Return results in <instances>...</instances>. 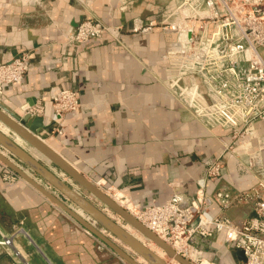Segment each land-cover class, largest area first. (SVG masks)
I'll list each match as a JSON object with an SVG mask.
<instances>
[{
    "label": "crops",
    "instance_id": "1",
    "mask_svg": "<svg viewBox=\"0 0 264 264\" xmlns=\"http://www.w3.org/2000/svg\"><path fill=\"white\" fill-rule=\"evenodd\" d=\"M174 3L175 0H0V64L25 53L30 57L24 81L5 85L0 103L19 114L24 107L44 105L45 123H55L46 142L94 185L140 207L163 204L174 193L195 196L198 180L205 177L224 144L231 141L228 130L207 129L169 90L167 82L176 71L166 55L176 38L164 34L159 25L151 33L133 29L138 18L145 24L160 23ZM91 19L122 30L85 45L67 44L77 26ZM185 82L200 84L191 78ZM64 89L77 93L80 107L59 121L51 98ZM258 137H264V121L255 124L253 149L258 148ZM20 145L29 150L26 143ZM30 153L118 222L105 205L48 159L34 151ZM223 163L222 178L208 184L210 195L222 188L243 192L257 185V179L242 167L235 154L225 155ZM5 167L0 163V241L9 238L12 244L1 247L0 264H125L36 189L26 183H7L3 178ZM40 180L68 207L78 211L47 181ZM211 210L220 212L215 205ZM225 213L240 220L251 215V207L234 206ZM125 229L133 231L129 226ZM99 232L119 247H126L109 231ZM132 234L164 256L143 236ZM223 247L217 242L213 248ZM138 262L146 261L139 257Z\"/></svg>",
    "mask_w": 264,
    "mask_h": 264
},
{
    "label": "built area",
    "instance_id": "2",
    "mask_svg": "<svg viewBox=\"0 0 264 264\" xmlns=\"http://www.w3.org/2000/svg\"><path fill=\"white\" fill-rule=\"evenodd\" d=\"M158 25L164 34L176 38L166 55L176 71L167 82L172 95L207 129L228 130L231 141L198 180L195 196L174 193L165 203L146 207L133 203L137 219L192 264H202L205 258L219 264L222 258L213 260L214 254L204 248V244L213 248L217 242L244 253L245 261L234 264H264V137L257 138L258 148L253 149L255 124L264 121V0H175L160 23L145 24L138 18L133 29L151 33ZM121 30L86 20L67 44L85 45ZM29 70L26 53L0 65V96L5 85L22 83ZM186 78L198 79L200 84L186 83ZM51 105L55 118L62 121L79 109L80 102L75 91L64 89L53 94ZM23 112L44 116L45 106H27ZM228 153L235 154L258 183L247 191L222 188L210 195L208 184L222 178ZM3 178L21 179L8 167ZM214 205L219 213L212 212ZM239 205L250 206L251 215L240 220L226 215V210ZM11 244V239L4 238L0 250Z\"/></svg>",
    "mask_w": 264,
    "mask_h": 264
},
{
    "label": "water",
    "instance_id": "3",
    "mask_svg": "<svg viewBox=\"0 0 264 264\" xmlns=\"http://www.w3.org/2000/svg\"><path fill=\"white\" fill-rule=\"evenodd\" d=\"M45 122L46 119L44 116L34 117L26 115L24 112L19 114L0 103V123L8 130L5 133L0 129V163L19 174L43 196L84 227V229L100 239L122 260L130 264H140L136 259V257L140 256L149 264H168L165 259L158 256V254L152 251L145 243H142L136 236L128 232L124 225H120L118 222L108 218L92 203L74 191L72 186L63 182L57 174L44 166L37 157H35V154L30 152L34 151L48 159L50 163L60 169L63 174L70 177L72 181L91 194L96 200L100 201L107 209L113 211L123 222L127 223L128 226L144 236L147 243L151 242L159 247L170 259L175 260L178 264H192L190 261L177 254L170 245L149 230L125 208L108 197L102 190L96 187L56 152L45 139L49 135L48 131L55 123L46 124ZM23 143L28 145V151L20 145ZM37 175L42 180L47 181L62 194L65 199L71 201L78 208V211L68 207L59 196L53 194L41 183L36 181L38 178ZM101 229L109 231L126 247L121 248L113 241L106 238L99 232ZM236 256L238 260L245 261L242 251L236 252Z\"/></svg>",
    "mask_w": 264,
    "mask_h": 264
},
{
    "label": "rangeland",
    "instance_id": "4",
    "mask_svg": "<svg viewBox=\"0 0 264 264\" xmlns=\"http://www.w3.org/2000/svg\"><path fill=\"white\" fill-rule=\"evenodd\" d=\"M16 173V172H15ZM17 174V173H16ZM21 179L19 180V181H13V182H8V181H6L7 183H9V184H11V185H15V184H18L19 182H21V183H26L27 185H29L30 187H32V188H34L32 185H30L27 181H25L19 174H17ZM37 177H39L38 175H37ZM36 181H40L39 183H42L41 182V180H40V178H37V180ZM44 181V180H43ZM35 189V188H34ZM104 191V190H103ZM39 192V191H38ZM106 194L107 193H109V192H106V191H104ZM40 193V192H39ZM62 195V194H61ZM109 195V194H108ZM110 197H112L113 198V194L111 195V193H110V195H109ZM45 197V196H44ZM63 197V196H62ZM46 198V197H45ZM47 199V198H46ZM49 200V199H48ZM50 201V200H49ZM51 202V201H50ZM116 202H118V201H116ZM55 205V204H54ZM55 206H57V205H55ZM122 206V205H121ZM58 207V206H57ZM123 207V206H122ZM111 213L113 214L112 216L114 217V218H116L117 219V221L120 223V225H124V226H126V227H128V224L127 223H125V222H123L113 211H111ZM134 231V230H133ZM131 231L132 233H134V234H136L137 232L136 231ZM139 236H140V234L139 233H137ZM142 236V235H141ZM148 244V243H147ZM148 246V245H147ZM155 246V245H154ZM105 247V246H104ZM149 247V246H148ZM150 248V247H149ZM204 248H205V251L207 250L208 252H212L213 254H214V256H213V260L215 259V258H222V259H220L221 261H219L220 263L219 264H234L235 263V261H236V259H234V260H232V257H234V256H236V252L235 251H233V250H229V249H227V248H225V247H223V249L221 248V249H213V248H211V247H209L208 245H206V244H204ZM105 249H106V251L109 253V254H111V255H115L117 258H120L115 252H113L109 247H105ZM108 249V250H107ZM151 249V248H150ZM139 257L140 256H138V257H136V259H137V261L139 260ZM121 259V258H120ZM164 259L168 262V264H178L176 261H174V260H172V259H170L166 254L164 255ZM125 264H130V263H128L127 261H124V260H122ZM234 262V263H233ZM140 264H149L148 262H140Z\"/></svg>",
    "mask_w": 264,
    "mask_h": 264
},
{
    "label": "bare ground",
    "instance_id": "5",
    "mask_svg": "<svg viewBox=\"0 0 264 264\" xmlns=\"http://www.w3.org/2000/svg\"><path fill=\"white\" fill-rule=\"evenodd\" d=\"M0 129L2 130V131H4L5 133L8 131L7 129H6V127L4 126V125H2L1 123H0ZM21 141V140H20ZM93 183V182H92ZM94 184V183H93ZM96 186V185H95ZM97 187V186H96ZM99 188V187H98ZM100 190H102L101 188H99ZM103 191V190H102ZM104 192V191H103ZM105 193V192H104ZM106 194V193H105ZM110 195V193H107L106 195L108 196V197H110L109 195ZM114 197V199L112 198V197H110L112 200H116V201H118V202H116L117 204H119L120 206L122 205L123 206V208H125L129 213H131L134 217H138L139 216V214H138V211H137V209H136V207L133 205V203L131 204V203H129V202H126V201H124L123 199H122V196L120 195V194H117V195H114L113 196ZM121 206V207H122ZM130 227V226H129ZM131 228V227H130ZM132 229V228H131ZM132 230H134V229H132ZM128 231V230H127ZM135 231V230H134ZM128 232H130V231H128ZM137 232V231H136ZM131 233V232H130ZM138 233V232H137ZM140 234V233H139ZM141 235V234H140ZM144 237V236H143ZM137 238V237H136ZM145 238V237H144ZM161 239H162V237H160ZM138 239V238H137ZM163 240V239H162ZM140 241V240H139ZM1 242V241H0ZM151 243V242H150ZM154 243H151V244H149V245H153ZM155 245V244H154ZM156 246V245H155ZM157 247V246H156ZM158 249H160L159 247H157ZM152 250V249H151ZM161 250V249H160ZM153 251V250H152ZM162 251V250H161ZM155 252V251H154ZM163 252V251H162ZM156 253V252H155ZM164 253V252H163ZM158 254V253H157ZM164 255H165V253H164ZM158 256H160L161 258H163L164 259V256H162V255H159L158 254ZM142 258V257H141ZM143 259V258H142ZM175 261V260H174ZM147 262V261H146ZM202 264H211L207 259H204V261H203V263Z\"/></svg>",
    "mask_w": 264,
    "mask_h": 264
}]
</instances>
